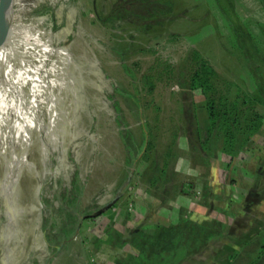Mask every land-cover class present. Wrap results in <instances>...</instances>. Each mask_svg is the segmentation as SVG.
Returning a JSON list of instances; mask_svg holds the SVG:
<instances>
[{"label":"rangeland","instance_id":"rangeland-1","mask_svg":"<svg viewBox=\"0 0 264 264\" xmlns=\"http://www.w3.org/2000/svg\"><path fill=\"white\" fill-rule=\"evenodd\" d=\"M118 1L16 0L12 29L0 46V264H115L137 256L131 246L118 248L117 233L127 240L135 229L172 226L177 211L202 202L197 180L208 167L188 132L182 107L190 95L178 77L193 67L192 52L221 80L255 94L256 81L264 86L260 0H175L174 14L161 26L111 31L99 16ZM44 6L53 15H37ZM172 69L175 75H169ZM147 73L155 88L138 94L137 80ZM194 100L204 102L200 96ZM117 105L137 143L149 125L155 143L150 160L142 156L127 165ZM260 136L252 151L239 155L246 165L219 154L233 168L218 170L216 194L234 172L255 173L257 166L264 172L262 159H255L264 151V128ZM167 152L168 191L147 183L153 159ZM259 184L264 190V179ZM74 186L84 188L74 203L78 231L51 248L46 238L55 236L48 228L52 214L76 198ZM121 194L102 216L83 218ZM237 209L233 217L209 212L208 222L222 235L184 264H254L264 246V199L248 215ZM110 230L113 242L99 244ZM256 264H264V254Z\"/></svg>","mask_w":264,"mask_h":264},{"label":"trees","instance_id":"trees-1","mask_svg":"<svg viewBox=\"0 0 264 264\" xmlns=\"http://www.w3.org/2000/svg\"><path fill=\"white\" fill-rule=\"evenodd\" d=\"M260 1L264 6V0ZM44 7L36 14L39 16L53 15L52 8ZM175 7V0H119L108 15H100L99 19L111 31L121 28L123 30L139 31L143 29L148 31L165 24L174 14ZM50 60V58L47 60L46 66ZM190 62L193 67L188 75L185 76L183 73L178 76L183 89L190 95L189 100L185 98L186 102L189 101V105H183L182 114L185 117L188 132L195 138L193 142L195 150L203 165L214 166L219 154L236 158L242 152L252 151L255 147L256 137L264 128V112H262V109L264 110V86L256 81L258 93L255 94L245 91L234 82L221 80L217 71L197 51L192 52ZM170 74H176L174 69ZM153 77L147 73L137 80L135 87L138 94L142 92L143 88L154 90ZM195 96L202 97L204 102L196 103ZM116 110L118 112L116 121L121 129V139L128 151L127 165H135L142 156L145 160H150V153L155 149V143L152 139L153 133L148 129L149 125L142 127L143 139L139 144L134 140L132 131L118 105ZM130 141L135 144L132 145ZM171 156L172 154L167 152L163 156H156L153 159L152 174L147 181L152 188H164L168 191L169 186L168 188L166 186L171 181L168 175ZM83 189L82 186H74V194L71 196L77 193L76 200L66 199L61 204V210L52 214L48 228L53 231L55 236L46 238L51 248L70 240L77 233L76 217H80V213H77L74 203L76 204V201L82 196ZM175 191L177 195L183 194L181 189L175 188ZM119 198L122 199V194ZM166 203L164 200L163 204ZM57 213H65V216L59 217ZM126 213L128 218L132 216L128 209ZM83 218L93 219L95 216ZM111 231L106 233L105 238L98 243H112ZM131 234L132 237L125 240L122 235L117 233L120 240L117 246L119 249L131 246L138 252V255L117 258L115 264H184L188 259L206 250L212 240L222 235L214 223L197 222L185 216L179 218L172 226L143 227L131 231ZM100 246L97 247L99 250ZM259 254L260 256L254 261V264L261 261L264 246L260 249Z\"/></svg>","mask_w":264,"mask_h":264},{"label":"crops","instance_id":"crops-1","mask_svg":"<svg viewBox=\"0 0 264 264\" xmlns=\"http://www.w3.org/2000/svg\"><path fill=\"white\" fill-rule=\"evenodd\" d=\"M259 138L261 139L260 135L256 137V139H259ZM221 156L218 157L217 164L212 167L206 168L205 173L202 174L199 180H197L200 183V185L197 186V188H199L198 190L203 191V198H202L201 204L191 202V204L190 205L188 204V206L186 207L187 209L185 208V209H182V210L180 209L179 211H177L176 212L177 219L175 220V222L182 216H185L186 218L187 217L191 218L192 220H195L197 222L210 221L209 220L210 217L208 215H209V212H212L213 210L217 212L222 211V213H225L228 216L233 217V215H235L236 213L234 211L238 210L237 207L240 210L242 206L243 208L241 209L240 213L243 212L248 215L249 213H252L255 211L253 210L255 204H257L259 201H263L264 190L260 184L258 185V181L264 179V172L261 173L260 170L262 168L261 167L258 168V166H257V171L255 173H249L246 170H243L244 172L232 173V175L234 174V177L231 178L229 185L222 186L221 187L222 190H219L218 194H216V191H217L216 188L220 189L218 185L221 184L219 182L220 180L218 176L219 175L218 170L220 169L228 170V169L233 168L232 162L226 165L223 162V158L221 159ZM255 159L257 160L262 159L260 160V162L261 164H264V151H261L259 156H257ZM214 173H217V174H214ZM224 195L225 197L224 199H222ZM225 201L226 203H224ZM222 203L224 206L221 205ZM246 219H249V217ZM246 225L250 226L249 223H247Z\"/></svg>","mask_w":264,"mask_h":264},{"label":"water","instance_id":"water-1","mask_svg":"<svg viewBox=\"0 0 264 264\" xmlns=\"http://www.w3.org/2000/svg\"><path fill=\"white\" fill-rule=\"evenodd\" d=\"M15 0H0V46L7 42L9 33L12 29V21L14 15ZM119 197L115 198L113 202L105 206L95 217L102 216L109 209H111L118 202Z\"/></svg>","mask_w":264,"mask_h":264},{"label":"built area","instance_id":"built-area-1","mask_svg":"<svg viewBox=\"0 0 264 264\" xmlns=\"http://www.w3.org/2000/svg\"><path fill=\"white\" fill-rule=\"evenodd\" d=\"M262 143V145H264V138H262V141H261ZM246 153V152H245ZM244 154V153H243ZM241 156V155H240ZM240 156H238V157H236V159H240L241 160V164H243V165H246V158L245 157H240ZM130 211V210H129Z\"/></svg>","mask_w":264,"mask_h":264},{"label":"bare ground","instance_id":"bare-ground-1","mask_svg":"<svg viewBox=\"0 0 264 264\" xmlns=\"http://www.w3.org/2000/svg\"><path fill=\"white\" fill-rule=\"evenodd\" d=\"M15 4L17 5V2H16V0H15Z\"/></svg>","mask_w":264,"mask_h":264}]
</instances>
